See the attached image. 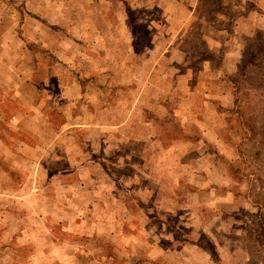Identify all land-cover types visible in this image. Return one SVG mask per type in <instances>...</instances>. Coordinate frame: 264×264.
<instances>
[{"label":"rangeland","instance_id":"rangeland-1","mask_svg":"<svg viewBox=\"0 0 264 264\" xmlns=\"http://www.w3.org/2000/svg\"><path fill=\"white\" fill-rule=\"evenodd\" d=\"M122 2L0 0V264H178L197 240L201 262L264 264V0H179L171 70L136 112L115 75L54 55L116 38L123 12L131 34L163 21Z\"/></svg>","mask_w":264,"mask_h":264},{"label":"crops","instance_id":"crops-1","mask_svg":"<svg viewBox=\"0 0 264 264\" xmlns=\"http://www.w3.org/2000/svg\"><path fill=\"white\" fill-rule=\"evenodd\" d=\"M128 1H130V4H132L133 7L158 9L163 16V21L161 19L160 21H146V24H149L147 27L150 30L147 35L144 34L142 36L140 34H131L126 25L122 26L123 22L127 23L126 19H124L125 13L123 12V19L118 18V20H120L118 32L120 33H118L116 38H114V36H109V32L108 39L100 36L103 34L102 31V33L100 32L101 34H92L89 46L92 48L95 43H99L97 47H94L98 48V51L93 48L89 52L81 54L76 50L77 47H75L68 51H63L62 49L54 51V55L60 63L66 65L69 69L74 68L73 70L75 71V67H77V71L75 72L78 73L96 75L100 79H103L104 76L115 75V79L113 77L112 80L114 83L121 85V89H130L133 91L131 97L127 95V93H120V101L118 102V105L131 106V110L136 112L140 106H146V108H149V105H156L155 99L158 98L157 91L164 88L166 82L165 74H169L171 70V64L169 61L171 58V56H169V52H171L170 49L172 48L171 42H174L178 37L176 33L174 34L172 32L171 25L173 24V18L171 17V11L177 9L187 11L186 9L188 7L184 8L183 3L178 2L179 0ZM122 3L123 6H126L125 0ZM184 4L188 6L186 3ZM190 6L193 5L191 4ZM194 11L195 8L193 9V13ZM175 17H177L174 20L177 25L180 27L185 25L187 18L182 21L180 20V14H176L174 18ZM107 30H109V28H107ZM179 34L180 38L183 33L179 32ZM144 37L147 38L148 44L142 45L143 47L141 48L139 42L144 41ZM180 41L182 40L180 39ZM179 48H181V45H179ZM183 58H187L184 51ZM71 85L72 81H69L67 89L64 90V93L67 96V93H69V90L72 88ZM126 120V116L122 117L121 121L116 119L119 123L123 122L122 125L125 124ZM127 121H130V119L128 118ZM120 126L121 125H119V127ZM91 168H96V166ZM91 168H87L86 170ZM210 234L213 233L210 232ZM175 252L178 264H210L207 260H209L211 256L201 247L198 240L192 244L187 243V245H182L175 250ZM164 257L165 254L163 253V258ZM154 258H156V256ZM201 259L207 260L201 262ZM167 261L170 262L168 259ZM161 263L163 264L164 260Z\"/></svg>","mask_w":264,"mask_h":264}]
</instances>
